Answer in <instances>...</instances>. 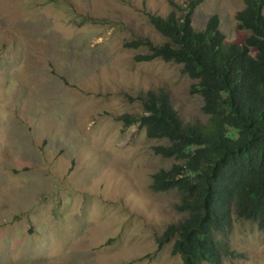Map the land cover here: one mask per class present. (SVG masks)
Returning <instances> with one entry per match:
<instances>
[{
	"label": "rangeland",
	"instance_id": "rangeland-1",
	"mask_svg": "<svg viewBox=\"0 0 264 264\" xmlns=\"http://www.w3.org/2000/svg\"><path fill=\"white\" fill-rule=\"evenodd\" d=\"M190 1L0 0V264H184L173 240L158 241L184 216L179 197L150 187L175 160L123 115L143 113L139 92L162 89L182 119L206 120L181 64L138 60L148 49L126 45L163 43L148 13ZM242 8L201 0L191 25L216 14L240 44ZM225 246L221 264H264V232L233 210Z\"/></svg>",
	"mask_w": 264,
	"mask_h": 264
},
{
	"label": "trees",
	"instance_id": "trees-1",
	"mask_svg": "<svg viewBox=\"0 0 264 264\" xmlns=\"http://www.w3.org/2000/svg\"><path fill=\"white\" fill-rule=\"evenodd\" d=\"M200 2L172 3L165 16L148 13L163 43L140 37L126 45L148 49L138 60L181 64L206 120L182 119L162 89L139 92L143 113L123 117L148 137L164 139L154 153L175 160L153 173L150 185L175 191V209L184 214L165 228L159 244L173 240L171 252L184 264H221L231 210L264 232V0H243L236 12L237 27L248 32L240 44L225 41L216 14L202 29L191 25Z\"/></svg>",
	"mask_w": 264,
	"mask_h": 264
}]
</instances>
